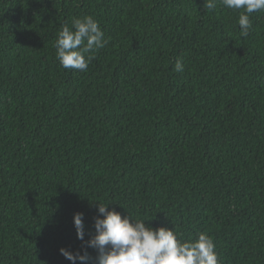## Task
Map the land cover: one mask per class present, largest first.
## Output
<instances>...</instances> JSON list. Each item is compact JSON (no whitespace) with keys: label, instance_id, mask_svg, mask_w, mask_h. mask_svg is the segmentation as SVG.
Returning a JSON list of instances; mask_svg holds the SVG:
<instances>
[{"label":"trees","instance_id":"trees-1","mask_svg":"<svg viewBox=\"0 0 264 264\" xmlns=\"http://www.w3.org/2000/svg\"><path fill=\"white\" fill-rule=\"evenodd\" d=\"M86 15L108 43L64 69L58 33ZM250 20L241 37L219 0H0V264H72L73 214L87 241L98 203L264 264V11Z\"/></svg>","mask_w":264,"mask_h":264},{"label":"clouds","instance_id":"clouds-1","mask_svg":"<svg viewBox=\"0 0 264 264\" xmlns=\"http://www.w3.org/2000/svg\"><path fill=\"white\" fill-rule=\"evenodd\" d=\"M219 3L238 12L241 37H247L252 27L250 14L264 11V0H219ZM204 6L214 10L217 0H204ZM107 43L104 32L91 16L74 18L71 29L65 25L58 33L55 58L64 69L86 71L94 52ZM174 70L182 72L184 65L177 60ZM106 205L98 203L95 235L87 241L84 240L83 213L73 214L76 236L84 247L78 251L59 249L72 264H91L87 248L96 250L95 264H219L215 244L207 233L199 232L195 238L181 241L172 229H153L145 221L133 220L129 215L122 218Z\"/></svg>","mask_w":264,"mask_h":264}]
</instances>
